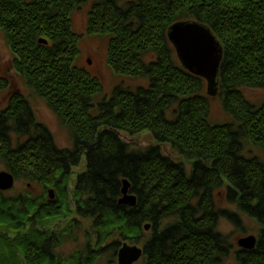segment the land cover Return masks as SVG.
<instances>
[{
    "label": "trees",
    "instance_id": "1",
    "mask_svg": "<svg viewBox=\"0 0 264 264\" xmlns=\"http://www.w3.org/2000/svg\"><path fill=\"white\" fill-rule=\"evenodd\" d=\"M85 2L0 0L13 72L28 98L43 99L72 135V150L57 146L22 94L0 110V165L28 190L11 199L0 192V264L64 263L53 254L65 245L63 235L51 244L45 235L68 211L39 200L41 188L63 181L81 157V214L94 221L98 246L114 237L113 249L117 239L142 245L143 264H216L228 252L219 221L243 230L245 217L258 225L257 243L239 249L236 264H264V97L254 105L245 94H264V0H94L86 34L107 37V65L116 76L148 82L135 91L117 85L99 102V79L76 65L81 37L72 14ZM190 21L221 44L216 96L226 124L210 121L205 80L179 64L168 42L170 26ZM9 86L0 76V93ZM120 132L148 133L157 145L135 148ZM164 144L177 160L162 152ZM123 180L137 197L133 208L118 206Z\"/></svg>",
    "mask_w": 264,
    "mask_h": 264
},
{
    "label": "rangeland",
    "instance_id": "2",
    "mask_svg": "<svg viewBox=\"0 0 264 264\" xmlns=\"http://www.w3.org/2000/svg\"><path fill=\"white\" fill-rule=\"evenodd\" d=\"M92 2H94V0H86L85 5L81 6V8L73 12L72 26L75 34L81 37L78 43L79 55L77 57L78 59L76 61V65L80 69H85L88 74H90L92 77H96L97 79H99L102 86V93L99 94L95 100L99 102L102 99L109 98L112 92L114 91V88L117 87V85H122L124 89H130L131 91H135L139 87H147L148 82L145 79L132 80L130 78L120 77L118 75L116 76L107 65V37L96 35L89 36L86 34V22L88 18L87 13L93 4ZM11 60V52L7 47L5 36L0 30V76L5 78L8 83H10L9 89L0 93V110L7 107V101L9 97H11L13 94H22L27 98L30 95L29 91L25 87L24 83L21 81L20 77H18L15 72H13L11 67ZM245 94L247 99L254 105H258L264 97L263 92L260 90H248ZM28 100L30 104H32V110L33 113L36 115L37 120L40 123L47 125L52 135L55 136L57 146H59L63 150L66 148L70 149L72 147V135H70L69 129L61 123L59 117L57 116V113H55V111L52 110L51 107L47 103H45L43 99L33 97L31 99L28 98ZM210 107L211 109L209 118L212 123L217 122L226 124L230 121V118L228 116H225L217 96L212 98L210 102ZM119 134L121 139L125 143H128L130 145L132 144L133 146H135V148L157 145V143L153 140V138L150 137L148 133H142L140 136L135 137H128L123 132H120ZM251 150H253L256 154H259L257 149L251 147ZM162 152L166 156L171 157L174 161L177 160L178 154L176 152H173L169 145L164 144L162 147ZM86 169L87 166L85 163V157H81L80 165L77 166V168H74L72 171L74 172V175L78 176V174L85 173ZM2 171H7L3 164L0 165V173ZM72 174L70 177L71 181L74 180L72 178ZM26 191L28 190H26L25 188V183L16 182L13 189L9 192H3V195L4 197L11 199L19 196L20 194H24ZM224 203L225 202L222 197H219L218 204L225 205ZM64 225L65 222H58V224L55 223L54 225H51L48 228H50V230H53L54 228L61 229L64 227ZM242 225L243 230H237L226 220L221 219L219 221L218 232L228 237V252L226 256L222 257V259L217 261L216 264H236V252L240 249L237 246L238 240L243 239V237L258 236V225L255 224L254 221L244 217ZM66 235L68 236V234ZM75 238L76 234L70 236V239H68V237L64 238L65 245L53 251V254H55V259H57L58 261H64L63 264H71L69 260L72 252L76 250L75 246H80V250L82 249V253H85L84 246L86 245V243L89 242L91 245L92 243L94 244V247H92L91 250H97L98 252L100 251V257L97 260L96 264H109V261H113L111 259L112 253L106 247L108 244L112 245L113 240L116 238L110 237L106 242L102 243V245L99 243L100 246H98L96 231L93 230V227H91L90 224L84 226L83 224L81 225L80 234L77 237L78 239L76 241L77 244L72 243L71 239ZM117 241L120 243V245L117 247L118 250L124 243L134 246L126 241L123 242L119 241L118 239ZM137 246L140 248L142 247V245L138 244ZM101 247H103V251L101 250ZM115 259L116 258H114V261ZM115 264L117 263L115 262ZM136 264H143L142 259Z\"/></svg>",
    "mask_w": 264,
    "mask_h": 264
},
{
    "label": "water",
    "instance_id": "3",
    "mask_svg": "<svg viewBox=\"0 0 264 264\" xmlns=\"http://www.w3.org/2000/svg\"><path fill=\"white\" fill-rule=\"evenodd\" d=\"M168 42L172 44L179 64L191 75H195L206 83V94L214 98L218 92L219 68L223 57L222 47L215 35L206 26L195 21L180 22L169 27ZM47 44L46 41H39ZM15 185L14 177L7 171L0 173V192H9ZM130 184L122 181L121 198L118 206L135 207L137 197L129 193ZM53 191H48L50 200L54 199ZM146 231L150 225L144 226ZM256 236L243 237L237 246L241 250L252 251L256 247ZM118 264H136L143 258L144 251L137 245L124 243L117 251Z\"/></svg>",
    "mask_w": 264,
    "mask_h": 264
},
{
    "label": "flooded vegetation",
    "instance_id": "4",
    "mask_svg": "<svg viewBox=\"0 0 264 264\" xmlns=\"http://www.w3.org/2000/svg\"><path fill=\"white\" fill-rule=\"evenodd\" d=\"M6 108V107H5ZM3 108V109H5ZM23 140V139H22ZM21 140V141H22ZM69 149V148H66ZM64 149V150H66ZM72 150V149H69ZM80 160L79 159L77 165H70L69 167V171L67 173V176L65 177V179L63 181H58V178L56 177V181L57 183L55 184L54 187H50L48 189H44L43 187L41 188L42 190V199L39 200V206L43 207H47V205H49L50 203H52L50 205L53 207L57 208H63V204L66 206L65 208L67 209V213L63 214L64 218H60L58 220H56V224H58V222H65V225L63 228L58 229V228H54L53 230H50V228H48L47 231V235H45V242L48 244H51V240L55 235L61 236L63 235V238L68 237V239H70V236H73V234H76V238L75 239H71L72 243L77 244V237L80 234V229H81V225H91V227H94V224H92L94 221H87L85 219V217L82 216L81 211H82V205L85 202V199L82 196L78 195V183H79V177L83 174H78L74 175V172L72 171L74 168H77V166L80 165ZM73 173V174H72ZM71 174H72V178L74 179L73 181H71ZM28 188H30L28 186ZM62 190L63 192V196L64 198L61 199L59 197V190ZM37 188V190H33V189H29V192L31 195H35L37 191H41ZM52 190L53 191V195H54V199L50 200L48 197V191ZM78 195V196H77ZM62 202V203H61ZM82 204V205H81ZM74 217V218H73ZM77 219V220H75ZM62 226V225H61ZM94 230V228H93ZM65 234V236H64ZM68 234V236L66 235ZM257 240V237H256ZM257 243V242H256ZM96 246V245H95ZM59 247H63V246H59ZM92 247H94V244L92 243V245L88 242L86 243V245L84 246L85 249V253H82V249L80 250V246L76 245L75 248L76 250L74 252H72L71 256H70V263L74 264H85V262H87L88 264H96L97 260L99 259L100 256H97L99 253L97 250H91ZM104 247V246H103ZM103 247H101L102 251H103ZM109 249V251L112 253L111 255V259L113 261H109L108 263L110 264H115V262L117 263V255H118V249H113L114 246L112 247V245H107V247ZM112 249V250H111ZM95 257V259H93ZM114 258L115 261H114ZM54 260H55V256H54ZM93 261V262H92ZM118 264V263H117Z\"/></svg>",
    "mask_w": 264,
    "mask_h": 264
}]
</instances>
